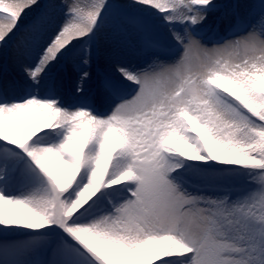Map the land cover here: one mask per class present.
<instances>
[{"label":"snow or ice","instance_id":"6c2138e0","mask_svg":"<svg viewBox=\"0 0 264 264\" xmlns=\"http://www.w3.org/2000/svg\"><path fill=\"white\" fill-rule=\"evenodd\" d=\"M13 44L0 264H264V0H0Z\"/></svg>","mask_w":264,"mask_h":264},{"label":"rangeland","instance_id":"374dc122","mask_svg":"<svg viewBox=\"0 0 264 264\" xmlns=\"http://www.w3.org/2000/svg\"><path fill=\"white\" fill-rule=\"evenodd\" d=\"M69 2H72V0H69ZM80 2L84 4H90L96 2V0H80ZM220 2L227 3L229 0H220ZM225 12V9L218 10L217 16H222ZM243 44V42H242ZM22 46V45H21ZM15 45H10L7 52H0V74L2 75L5 73L8 74L10 79L12 78L13 81L16 84H20L23 81V74L20 76V72H18V68H22L24 63L27 61L23 58L17 57L15 54ZM17 60L18 64L16 65L15 61ZM17 66V67H16ZM105 70V62L103 60H100L97 64L93 66V75L94 80L90 87L94 86L95 83V76ZM50 79H55L57 81H63L61 84L62 88L64 89V96L68 98L69 100L73 99L71 96V90L68 86V82L70 79H74V76L71 74V72H65L63 66H58L56 69L53 70V72L50 74ZM0 82H2V79L0 78ZM60 86V88H61ZM252 183H255L253 181Z\"/></svg>","mask_w":264,"mask_h":264},{"label":"bare ground","instance_id":"6f19581e","mask_svg":"<svg viewBox=\"0 0 264 264\" xmlns=\"http://www.w3.org/2000/svg\"><path fill=\"white\" fill-rule=\"evenodd\" d=\"M15 63H16V65L18 64L17 60L15 61ZM17 69H18V72H20V76H21L23 74V70H22L23 67L22 68L17 67ZM0 78L2 79V83H8V84L15 83L12 78L10 79L8 74L7 75L5 73H3L2 75L0 74ZM64 89L62 88V86H61V88H59V91L61 92L62 95L64 94Z\"/></svg>","mask_w":264,"mask_h":264}]
</instances>
